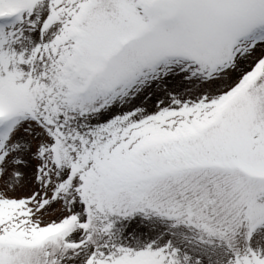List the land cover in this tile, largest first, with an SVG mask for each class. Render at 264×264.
I'll return each mask as SVG.
<instances>
[{"label":"snow or ice","instance_id":"6c2138e0","mask_svg":"<svg viewBox=\"0 0 264 264\" xmlns=\"http://www.w3.org/2000/svg\"><path fill=\"white\" fill-rule=\"evenodd\" d=\"M0 264H264V0H0Z\"/></svg>","mask_w":264,"mask_h":264}]
</instances>
